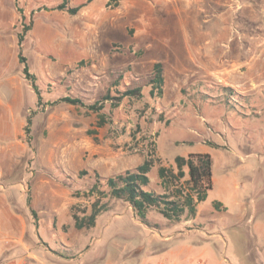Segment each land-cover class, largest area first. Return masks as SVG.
I'll return each instance as SVG.
<instances>
[{"label": "rangeland", "instance_id": "obj_1", "mask_svg": "<svg viewBox=\"0 0 264 264\" xmlns=\"http://www.w3.org/2000/svg\"><path fill=\"white\" fill-rule=\"evenodd\" d=\"M61 2L0 0V51L3 52L0 74L10 72L21 89L23 103L28 106L26 125L29 118L34 120L40 113L41 121L35 123L34 133L32 125L30 134L25 130L26 125L23 129L29 145L36 146L32 140L34 136L36 142L45 145L44 151L47 152L53 142H46L43 136L48 135L47 127L51 122L59 137L68 139L74 136L77 139L82 154L89 153L91 142L100 147L101 136L108 132L124 139L126 158L139 155V160L129 164L130 167L141 163V159L149 157L153 160L150 187L159 194H172L177 186L174 182L164 186L159 180L161 166L177 170V156L209 152L213 158L215 180L207 199L199 204L198 219L185 215L176 224L153 211L148 215L149 224L145 225L134 215L128 203L102 198L108 210L97 218L95 226L82 230L65 226L62 231V236L67 237L65 241H52L50 234L54 230L46 232L47 224L40 225L35 219L31 232L42 239H29L31 249L48 252L51 258H46L52 259L53 264H156L164 258L177 264H189L191 260H194L192 264L199 260L207 264H264V175H261L264 170L261 173L255 161L247 158L249 151L258 150L259 143L237 141L239 136L228 133L229 146L235 153L216 146L212 142L219 144L222 136L214 132L212 123L222 110L212 106L199 107L180 118L179 106L166 108L158 99L150 98L147 77L130 79L131 88L139 85L136 87L141 89L134 97L123 96L126 89L121 87L120 90L114 89L111 98L104 101V84L90 93L93 91L91 87L77 81V69L83 65L78 64L75 68V58L84 52L81 47H74L75 27L81 22L65 10H58ZM79 2L74 0L75 4ZM213 3V10L222 13L227 23L233 22L232 13L227 11L233 5L238 9L237 23H249L257 17V22L264 25V0H237L235 5L234 0H215ZM109 5L115 7L119 4L117 0H110ZM28 25L32 29L21 49L42 95L40 104L19 61V34L23 26ZM65 97L80 99L83 104L64 102ZM122 105L123 109H118ZM116 120L123 124H116ZM105 122L108 125L99 129L97 125ZM203 137L207 138L206 142ZM240 156L245 159L241 160ZM64 181L73 186L71 178L64 177ZM82 182L80 189L83 192L88 187L89 178ZM102 191L106 189L102 187ZM30 195L25 189L21 205L16 202L17 211L29 220L34 219L28 208ZM94 199L78 197L72 213L80 217L90 215ZM65 218L62 219L68 221Z\"/></svg>", "mask_w": 264, "mask_h": 264}, {"label": "crops", "instance_id": "obj_2", "mask_svg": "<svg viewBox=\"0 0 264 264\" xmlns=\"http://www.w3.org/2000/svg\"><path fill=\"white\" fill-rule=\"evenodd\" d=\"M83 1L70 2L71 7L82 5L74 15L79 22L83 21V25L77 24L74 34V47L84 49L75 58V68L83 65L77 69L79 83L91 87L90 93L104 84L103 98L121 87L136 89L139 85L131 88V78L147 77L149 82L155 66L161 64L163 95L150 98L158 99L166 108L179 106L180 118L199 107H219L222 113L215 118L212 128L222 138L219 144L212 143L233 153L228 133L239 136L237 141L259 143L258 150L249 151L247 158L251 162L253 159L262 173L264 25L257 22V17L249 23H237L238 9L231 5L227 11L232 13L233 22L227 23L222 13L213 10L215 0H117L119 5L115 7L109 5L110 0ZM234 1L235 5L237 0ZM118 47L122 50H117ZM0 81V264H53L52 259L48 260L51 258L48 252L39 246L42 250L33 251L27 242L40 238L31 232L33 221L38 219L40 225L47 224L46 232L54 230L50 234L52 241H65L67 237L62 236L65 226L77 229L72 207L78 197L73 193L81 191L82 181L89 178L85 189L88 190L98 175L100 187L107 189V179L134 171L147 158L130 167L129 164L139 160V155L126 158L124 139L108 132L101 136L100 147L91 142L89 153L82 154L77 139L59 137L52 122L47 127L48 135H42L46 142H53L47 152L34 136L36 146H30L23 132L28 106L23 103L22 91L10 72L0 74ZM148 82L146 88L150 93ZM118 109H123V105ZM39 117L40 113L32 120V133L35 123L41 121ZM115 123L123 124L117 120ZM107 125L105 122L97 126L101 129ZM206 140L203 137V142ZM190 154L211 155L207 151ZM64 177L71 178L73 186H68ZM212 180L214 183L213 176ZM25 189L31 194L28 208L35 212L30 220L16 207V202L21 205ZM163 261L177 264L169 258Z\"/></svg>", "mask_w": 264, "mask_h": 264}, {"label": "trees", "instance_id": "obj_3", "mask_svg": "<svg viewBox=\"0 0 264 264\" xmlns=\"http://www.w3.org/2000/svg\"><path fill=\"white\" fill-rule=\"evenodd\" d=\"M70 2L71 0H62L57 9L65 10L70 15H76L82 5L71 7ZM31 29V25L23 26V31L19 34V61L23 64V73L31 81L32 87L37 94L38 104H40L42 100L41 93L35 83V76L30 73L26 58L23 57L21 49L27 33ZM148 83L151 86L149 95L152 98L163 95L164 79L161 64L155 66L153 76L149 79ZM140 92L141 89L136 88L128 89L122 94L123 96L134 97L139 95ZM110 98V92H108L102 99L105 101ZM62 100L73 105L83 104L80 99L71 97H65ZM91 108L95 109L94 106ZM31 125L32 119L29 118L25 128L28 134H30ZM175 164L177 170L164 166L159 168V178L164 186H167L171 182L177 183L172 194H159L151 189L148 174L151 172L154 163L149 157L134 171L128 170L107 179L106 191H102L99 185L100 177L97 175V181L91 188L83 192L77 190L73 193L74 197L95 198L90 215L80 217L77 213H73L76 228L82 230L95 226L97 218L108 210L107 204L102 203V198L120 199L128 203L134 215L145 225L149 224L148 215L153 211L176 224L180 223L185 215L189 218H195L199 204L207 199L208 192L213 188L212 157L209 154H190L187 157L177 156ZM186 169L188 170V174ZM82 174H86V172L83 171ZM187 175L188 179H186ZM31 211L35 216V212Z\"/></svg>", "mask_w": 264, "mask_h": 264}, {"label": "built area", "instance_id": "obj_4", "mask_svg": "<svg viewBox=\"0 0 264 264\" xmlns=\"http://www.w3.org/2000/svg\"><path fill=\"white\" fill-rule=\"evenodd\" d=\"M156 264H168L166 261H160ZM197 264H206V262L202 261V260H199V262Z\"/></svg>", "mask_w": 264, "mask_h": 264}]
</instances>
